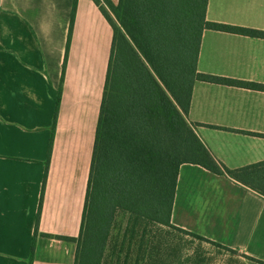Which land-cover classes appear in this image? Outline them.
<instances>
[{
    "label": "crops",
    "instance_id": "obj_1",
    "mask_svg": "<svg viewBox=\"0 0 264 264\" xmlns=\"http://www.w3.org/2000/svg\"><path fill=\"white\" fill-rule=\"evenodd\" d=\"M73 4L0 0V264H30L33 245L34 264L75 262L114 31L79 0L67 54ZM207 20L264 31V0H210ZM198 71L264 84V39L206 30ZM188 119L229 169L264 162L247 134L264 135V92L196 82ZM172 224L264 262V197L201 166H181Z\"/></svg>",
    "mask_w": 264,
    "mask_h": 264
},
{
    "label": "trees",
    "instance_id": "obj_2",
    "mask_svg": "<svg viewBox=\"0 0 264 264\" xmlns=\"http://www.w3.org/2000/svg\"><path fill=\"white\" fill-rule=\"evenodd\" d=\"M94 1L111 24L114 39L82 227L80 237L74 239L77 243L74 264H103L120 214L127 215L129 221L122 240H118L120 249L115 252V264L135 263V243L139 236L145 241L150 224L175 229L239 253L174 226L172 214L179 172L184 164L201 166L264 197V162L229 169L213 156L198 136V126L188 119L196 82L264 92V84L199 73L203 33L213 30L264 39V31L208 21L210 0H119L117 5L112 0ZM78 3L79 0H74L67 54ZM61 99L62 86L34 244L39 236ZM126 247L128 252L123 257L120 252ZM246 258L264 264L263 261ZM34 260L33 245L30 264H34ZM136 261V264L141 262Z\"/></svg>",
    "mask_w": 264,
    "mask_h": 264
},
{
    "label": "rangeland",
    "instance_id": "obj_3",
    "mask_svg": "<svg viewBox=\"0 0 264 264\" xmlns=\"http://www.w3.org/2000/svg\"><path fill=\"white\" fill-rule=\"evenodd\" d=\"M102 4L104 7V3ZM113 18L115 19L114 16ZM128 221L127 215L120 214L117 218L103 264H115V252L120 249L118 240H122ZM147 230L145 241L139 236L135 243L134 264L136 260H140V264H261L241 253H232L175 229L150 224ZM127 252L128 247L120 253L125 257Z\"/></svg>",
    "mask_w": 264,
    "mask_h": 264
}]
</instances>
